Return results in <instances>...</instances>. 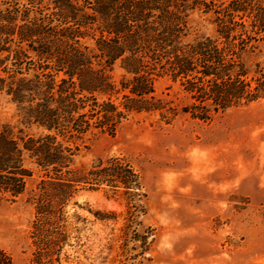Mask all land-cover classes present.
Masks as SVG:
<instances>
[{"label": "trees", "instance_id": "trees-1", "mask_svg": "<svg viewBox=\"0 0 264 264\" xmlns=\"http://www.w3.org/2000/svg\"><path fill=\"white\" fill-rule=\"evenodd\" d=\"M0 4L7 5L0 10V94L16 104L22 124L41 130L16 137V127L0 121V201L25 193L30 160L43 175L34 200L46 248L58 240L45 227L57 223L80 190H122L130 224L145 214L140 176L125 158L98 159L88 169H77L75 158L85 136L95 130L114 135L131 113L173 118V102L155 94L157 77L180 80L191 100L183 113L204 122L264 97V76H252L246 66L264 40V0ZM195 9L213 16L214 35L187 39ZM86 38L92 47L83 43ZM116 64L124 71L120 87L109 74ZM120 93L117 102L112 97ZM0 264H13L1 248Z\"/></svg>", "mask_w": 264, "mask_h": 264}, {"label": "rangeland", "instance_id": "rangeland-1", "mask_svg": "<svg viewBox=\"0 0 264 264\" xmlns=\"http://www.w3.org/2000/svg\"><path fill=\"white\" fill-rule=\"evenodd\" d=\"M212 18L192 11L187 39L214 35ZM83 43L94 44L89 38ZM246 61L252 76H264V40ZM109 74L120 87L118 64ZM154 89L177 108L173 118L131 113L114 135L95 130L85 136L75 158L77 169L111 157L132 165L146 195L138 224L128 221L122 190H80L57 223L45 227L58 240L46 248L34 200L43 175L26 159L33 173L25 193L0 201V248L13 264H264V97L204 122L183 113L191 100L180 80L159 76ZM112 98L120 102L122 93ZM0 121L15 126L16 137L41 133L21 123L4 93Z\"/></svg>", "mask_w": 264, "mask_h": 264}]
</instances>
